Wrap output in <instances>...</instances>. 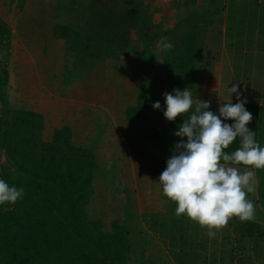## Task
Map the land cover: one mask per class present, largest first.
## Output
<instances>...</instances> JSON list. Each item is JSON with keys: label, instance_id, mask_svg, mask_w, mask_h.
Segmentation results:
<instances>
[{"label": "trees", "instance_id": "1", "mask_svg": "<svg viewBox=\"0 0 264 264\" xmlns=\"http://www.w3.org/2000/svg\"><path fill=\"white\" fill-rule=\"evenodd\" d=\"M27 1L12 0L15 16L20 15ZM155 1L90 0L82 26L57 25L54 35L81 59L102 62L112 58L113 54L134 51L137 67L133 72L146 67L155 73L161 71L176 89L188 88L194 96L201 75L206 27L216 23L217 16L225 11L228 2L210 0V8L202 12L197 9L198 0H167L169 3L161 7L156 6ZM250 2L257 3L249 12L250 19H256L264 3ZM237 3L232 0V4ZM168 9L181 12L175 19L168 15L156 21L154 15ZM161 37H167L174 47L169 51L162 49L156 56L157 45L162 48ZM13 38L12 30L0 18V178L9 185L25 189L24 197L15 204L0 206V264H137V243L132 237L134 229L128 225L137 223V229L140 226L138 221H130L129 216L122 217L119 194L113 198L111 231L104 230L103 219L91 211V202L96 196L95 174L102 165L100 151H89L74 142L73 128L69 125L54 128L50 139H45L47 126L43 114L32 109L31 105L9 107L10 73L6 65L12 55ZM147 96H140L135 106L124 110V118L135 124L141 139L146 143H157L162 149V128L146 132V126L153 123L155 111ZM224 103L228 102L221 104ZM245 107L253 117L247 126L255 131L257 141L264 146V106L255 100L246 103ZM186 115L183 114L185 119ZM159 117L161 125L166 122L172 127L175 122L167 121L163 114ZM225 122L232 124L234 121ZM183 139L186 142L187 138ZM239 144L240 138L237 137L224 151L230 154ZM238 167L244 168L243 165ZM256 173L259 200L264 201V169L256 170ZM127 200L132 201L131 195L127 194ZM132 214L137 219L136 214ZM146 214L143 213L144 222L152 221L148 216L145 219ZM181 216L183 220L177 230L183 226L186 242L182 236L181 241L175 242L177 230L171 220L167 225L153 221L159 223L160 231L165 232L164 237H172L170 245L175 251L182 248L177 254L171 251L172 255H181L180 259L188 256V264L190 261L208 264L210 257L215 264H221L220 256L227 248L224 243L233 236L224 234L220 238L217 234L216 243L222 244V249H216L212 254L207 250L200 251V254L197 251L194 258L193 252L184 251L193 246L188 236L194 221L186 215ZM239 222L230 227L235 233L236 248H239L237 235L240 233L245 246L256 247L252 240L260 224L240 219ZM202 236V240H209L206 233Z\"/></svg>", "mask_w": 264, "mask_h": 264}, {"label": "rangeland", "instance_id": "2", "mask_svg": "<svg viewBox=\"0 0 264 264\" xmlns=\"http://www.w3.org/2000/svg\"><path fill=\"white\" fill-rule=\"evenodd\" d=\"M169 1L157 0L155 4L161 7ZM252 2L264 3V0ZM89 3L90 0H28L20 10V15L15 16L12 12V0H0V18L14 34L12 55L6 65L10 73L9 107L25 108L26 105H31L32 109L43 114L47 126L45 139H50L54 128L69 125L73 128L74 142L89 151H100L102 165L95 174L96 196L92 199L91 211L94 216L103 219L104 230L111 231L114 220L113 198L115 194H119L122 217L129 216L130 221L136 220L140 226L137 229V223L128 225L134 229L132 237L137 243V264H188V256L180 259L181 255H172V252L180 253L182 248L175 251L170 245L172 237H164L165 232H161L159 227V223L167 225L171 220L177 230L183 220L181 215L175 214L176 203L163 195L162 186L158 183L164 170H154L150 166L153 162L150 147H155L157 151L161 148L154 142L143 145L135 124L124 118V110L135 106L140 96L147 95L155 85H167V75H163L161 71L155 73L149 67L133 72L134 67H137L134 51L113 54L112 58L102 62L77 58L65 43L55 37V29L57 25L82 26ZM254 4L257 3L241 0L238 7L228 5L227 53L231 59L236 56L233 63L238 80L243 81L240 79L243 76L245 78L243 88L251 84L254 91L255 81L256 96L258 92L264 93L259 82L261 79L264 81V5L260 7L256 19H250L252 15L249 12ZM179 12L181 11L168 9L154 15V18L158 21L171 15L175 19ZM161 51L158 44L154 50L156 56ZM227 81H230L229 74L224 75V97L228 96L229 84L225 85ZM153 94L156 95L155 92ZM234 96L236 99V95ZM247 96L249 98L246 99L255 101V96ZM259 98V102L264 103V96L260 95ZM156 101L163 106L164 100L151 96V106ZM156 114L157 111L152 114V118ZM152 124L146 126V132L156 128ZM151 143L154 144L151 146ZM163 151L166 154L164 149ZM147 154L148 157L144 158ZM3 161L6 162L5 159ZM139 185H146L148 189L141 187V191ZM127 194L131 195V202H128ZM139 194L143 197L139 198ZM258 195L257 190L248 195L255 205V219L252 222L260 224L256 233L252 228L255 233L252 241L256 247L245 246L240 233L237 235L239 248H236V241L230 237L234 234L230 227L235 222H240L234 217L222 228L230 238L224 243L227 248L225 254L220 256L221 264H247L249 259L250 264H264V201L256 202ZM144 198L150 201H145ZM144 212H147L145 219L148 216L152 221L144 222ZM132 213L136 214L137 219ZM153 221L161 222L154 224ZM180 227L181 230L174 233L176 243L181 241V236L183 241H187L183 226ZM191 228L194 236L195 232L200 234L199 239H202V233L208 232L206 227L196 222ZM217 234L218 231L214 238H209L213 245L218 238ZM194 239L188 237L193 246L184 251L193 252L195 258L200 250L195 247ZM243 258L245 262L241 263ZM190 264L198 263L190 261ZM208 264H215L213 258L210 257Z\"/></svg>", "mask_w": 264, "mask_h": 264}, {"label": "clouds", "instance_id": "3", "mask_svg": "<svg viewBox=\"0 0 264 264\" xmlns=\"http://www.w3.org/2000/svg\"><path fill=\"white\" fill-rule=\"evenodd\" d=\"M161 40L164 51L173 49L167 37ZM228 92L231 98L236 95L237 102L231 99L221 104L218 115L208 110L210 101L194 100L188 88L162 94L163 115L168 121L183 114L188 117L182 118L183 123L174 132L181 140L175 144L158 183L163 195L176 203L175 214L186 215L206 227L210 238L234 217L242 222L255 219V205L248 195L255 193L259 185L256 170L264 169V146L247 126L253 119L245 107L247 99L242 98L236 84L228 87ZM152 107L159 110L161 104L156 101ZM229 119L234 122L226 123ZM237 137L239 147L230 154L224 151ZM239 165L244 166L243 171ZM24 195L23 187L9 185L0 178V206L15 204Z\"/></svg>", "mask_w": 264, "mask_h": 264}, {"label": "crops", "instance_id": "4", "mask_svg": "<svg viewBox=\"0 0 264 264\" xmlns=\"http://www.w3.org/2000/svg\"><path fill=\"white\" fill-rule=\"evenodd\" d=\"M236 1L238 3L233 4V5L235 7H238L239 2L241 0H236ZM248 1L250 2L252 0H248ZM227 2L228 3H227V7H226L225 11L217 16L216 23L206 27L205 35H204V51H203V55H202V60L200 62V74L201 75H200V78L197 82L196 94L193 96L194 100L200 99V100H204V101H210V107L208 110L216 113L217 115H218V109L221 106L222 102H231V99H232V102H237V100L235 99V96H234L235 94H233L232 98H231L229 92L227 93L228 96L224 97V95H223V90L225 88L223 89L222 87H223V80H224L225 74H229V77H230V81H227L225 83V85L229 84V88L232 87L233 84L238 85L239 90L243 94L242 98H249L247 95H252L251 97L255 96L254 91L256 90L255 81H254V91H253V85H251V84H248V85H246L245 88H243V86L245 84V78L243 76L240 78L243 81L238 80L236 68L234 67V63H233L236 56H233V59H231V57H229V55L227 53L228 52V48H227L228 47V43H227L228 22H227V18H228V12L230 10V8L228 9V5L230 6V4H232V0H227ZM207 8H210V0H198V7H197L198 10L204 12L205 10H207ZM178 11H180V10H178ZM248 79H250V77H248ZM168 82H169V80H168ZM259 82L262 85L261 89H264V81L261 79ZM154 87H155L154 89L148 91V93H147L148 96L150 97V98H148L149 101H151V96H157L159 99L164 100L163 95H162L163 93H165V92L171 93L173 91V89H176L174 87V85L171 84L170 82L167 85L165 83H161L160 85H155ZM227 91H228V89H227ZM154 92L156 93V95L153 94ZM260 95L262 97V96H264V93L258 92V94L255 97H253L254 100L260 101V98H259ZM247 103H252V100L247 99ZM260 104L264 106V103L260 102ZM154 110L157 111L158 114L155 115V118L153 117L154 118L153 119L154 124H152V127L156 126V128L153 129V131L154 130L158 131V129L162 128V130H163V137H162L163 147L162 148L166 151V154L164 153L163 149H160V151H157L155 149V147H153V148L150 147V149H151L150 152H152V157H153V162H152V164H150V166H153L151 169H154V170L160 169V171H161V169L165 170L167 159L173 154L175 144L180 141V137L175 136L174 132L176 130H178V127L182 123V121H183L182 118H184V116H182V118L180 116H178L175 119V122H173L172 127H168L166 122L162 123V125L159 122L160 121L159 115L163 114V111L165 110V101H164L161 109H159V110L154 109ZM190 111H192V110H190ZM157 123L160 124L159 127H158ZM142 141L144 143L143 145H145L146 142L143 139H142ZM149 143L150 142H148V144ZM153 144L154 143H151V146ZM141 148L143 150L142 146H141ZM153 151H154V153H153ZM144 153H147V152H145V150H144ZM147 157H148V154L145 155L144 158H147ZM141 158L143 159L142 156H141ZM240 169H241V171L244 170V168H240ZM141 187H144V189H146V190L148 189V186H146V185H143V186L139 185V189L141 191H142ZM139 196H140L139 198L143 197L140 194H139ZM146 199L147 198H144L145 201H146ZM148 200L149 199H147V201ZM256 200L258 202H260L259 199H256ZM196 224H198V223H196ZM223 230H225V229H221V231H218V235L220 238H222L224 236V234L226 235V233H227L226 230L225 231H223ZM221 232H222V234H220ZM233 233H234V231H233ZM203 234L204 233H202V235ZM199 235H200L199 233L196 234V232H195V236H194V233H191L188 236L191 239L192 238L194 239V237H195V239H194L195 244H196L195 247L198 248V250H200V251L207 250V252L212 254V251H215L216 249H219V250L222 249V247H223L222 244L215 243V246H214L211 239L210 240H202V239L198 238ZM232 236H233L232 238H234L235 233L232 234ZM216 262L219 263V260L217 258H216ZM247 263L250 264L249 262H247Z\"/></svg>", "mask_w": 264, "mask_h": 264}]
</instances>
